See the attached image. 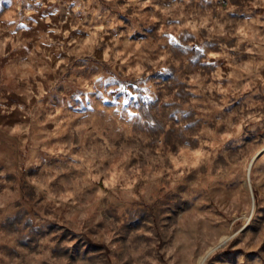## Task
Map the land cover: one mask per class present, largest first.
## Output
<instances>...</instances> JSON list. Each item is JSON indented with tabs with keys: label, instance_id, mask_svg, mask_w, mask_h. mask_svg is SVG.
I'll use <instances>...</instances> for the list:
<instances>
[{
	"label": "rangeland",
	"instance_id": "obj_1",
	"mask_svg": "<svg viewBox=\"0 0 264 264\" xmlns=\"http://www.w3.org/2000/svg\"><path fill=\"white\" fill-rule=\"evenodd\" d=\"M0 264H264V0H0Z\"/></svg>",
	"mask_w": 264,
	"mask_h": 264
},
{
	"label": "bare ground",
	"instance_id": "obj_2",
	"mask_svg": "<svg viewBox=\"0 0 264 264\" xmlns=\"http://www.w3.org/2000/svg\"><path fill=\"white\" fill-rule=\"evenodd\" d=\"M203 260H204V258L202 259V261H201V262H203Z\"/></svg>",
	"mask_w": 264,
	"mask_h": 264
}]
</instances>
